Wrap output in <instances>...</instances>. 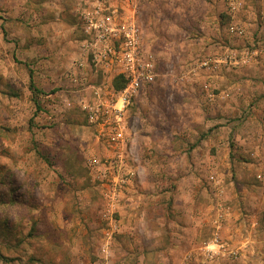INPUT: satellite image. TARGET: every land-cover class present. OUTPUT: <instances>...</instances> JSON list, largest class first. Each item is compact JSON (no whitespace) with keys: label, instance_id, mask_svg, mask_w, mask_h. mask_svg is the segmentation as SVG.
I'll list each match as a JSON object with an SVG mask.
<instances>
[{"label":"rangeland","instance_id":"obj_1","mask_svg":"<svg viewBox=\"0 0 264 264\" xmlns=\"http://www.w3.org/2000/svg\"><path fill=\"white\" fill-rule=\"evenodd\" d=\"M187 1L0 0V264H264V109L243 92L258 82L201 65L264 38L200 46ZM109 18H135L153 65L123 109L125 147L109 135L130 81L88 29ZM123 154L130 177L113 191ZM218 215L236 256L206 250Z\"/></svg>","mask_w":264,"mask_h":264},{"label":"built area","instance_id":"obj_2","mask_svg":"<svg viewBox=\"0 0 264 264\" xmlns=\"http://www.w3.org/2000/svg\"><path fill=\"white\" fill-rule=\"evenodd\" d=\"M227 1V15L230 17V22L227 26V33L232 39H241L246 36L248 32V27L243 23L242 20H239V13L244 8V0H226ZM90 24L88 25L89 30H97L99 33V37L101 40L106 42V49H104L103 58L105 60H109L112 57V60L115 61L120 67L121 72L129 79V84L126 89H124L117 98V103L113 104L114 108V125L112 126V130H114L111 135H109L110 139L114 142L118 143L120 146L127 145V136L125 134V128L120 127V122L123 119L124 111L128 104L130 103L131 98L134 96L135 92L138 89L140 81L144 80V78H151V71L153 65L150 61L144 60V54L141 49V38H140V30L136 23L135 18H132L126 24H120L109 18L107 20H103L96 24L93 23L92 20H89ZM111 38H116L119 42L118 48H114L115 46L110 44ZM259 53V52H258ZM257 54V52H249L248 50L241 51L239 53L235 52V50L229 51L227 56L224 57H210L202 61V67L205 69H209L215 71L219 70L222 65L229 67H238L249 65L252 62L253 57ZM120 153V152H119ZM121 154V153H120ZM122 162L116 164V162H112L109 165V169L107 172L111 176H113V191H117L123 186V183L129 180V173L126 172V167L124 163V154L121 155ZM110 200L112 197L107 195ZM110 206L112 201L107 202ZM219 206L222 207V204L219 203ZM111 222L113 220L111 217H108ZM223 218L221 215L215 217L214 225L218 230L214 234V238L210 244L206 247V250L209 253H212V256L216 253L215 249L219 252H229V255L236 256V252L232 251L230 253L229 250L225 247L226 245L222 242L220 237V230L222 227ZM115 228L116 226L113 225Z\"/></svg>","mask_w":264,"mask_h":264},{"label":"crops","instance_id":"obj_3","mask_svg":"<svg viewBox=\"0 0 264 264\" xmlns=\"http://www.w3.org/2000/svg\"><path fill=\"white\" fill-rule=\"evenodd\" d=\"M196 3H199L200 6L197 7L198 4ZM187 4L189 5L192 4L193 6L190 9L191 11L185 15L186 19L188 21L189 20L194 21L196 25L199 27L198 31L202 33L200 34L201 36L197 38L196 44H199L200 46L206 48V46H208L211 43L209 36L212 35L214 36V38H217L216 41H214V43L220 46L223 43L222 42L223 38L225 40L226 38H228L229 40L232 39L227 33V28L226 30L225 28L224 30L223 28H221L223 27L221 26L223 21L222 19L226 18L230 20V17H227L226 15L227 11L225 13V11L223 10L224 9L223 0H193V1L188 0ZM244 4H245L244 8L239 13L238 18L239 20H242L243 23L248 27L247 28L248 32L246 36L242 37L241 39L246 43V45L258 48V46H261L262 41L259 39V36L256 34V32L257 33L259 32L261 38H264V0H259L256 7H252L248 0H244ZM225 10H226V5H225ZM250 14H253L254 16L251 17ZM193 26L194 25H192L191 26L192 28L190 29H193L194 31ZM258 27H260V29H258ZM205 48H199L197 52H201L202 50L206 51ZM244 50H248V49L246 48H243L241 50L236 49L235 52L239 53ZM253 52H257V54L253 57L252 62L249 65H245L248 68H245L244 76L248 77L246 83H248L249 81L252 84L257 82L259 84L261 82V79L264 78V51L263 49H261V50H255ZM220 69L221 67L219 68V70ZM257 85L254 86L251 85L252 87H248L247 85H245V88H243V92L245 93L244 102L245 104H247V105L244 104L245 105L244 108H246V106H251L253 110L257 109L258 112H261L264 109V98L263 97L261 98V94H264V86H257ZM235 109H237V107Z\"/></svg>","mask_w":264,"mask_h":264},{"label":"trees","instance_id":"obj_4","mask_svg":"<svg viewBox=\"0 0 264 264\" xmlns=\"http://www.w3.org/2000/svg\"><path fill=\"white\" fill-rule=\"evenodd\" d=\"M126 81H124L122 78H116L114 80V86L117 90H120V89H123L126 85L125 83ZM30 90L33 94V98H34V101H35V104L37 106V111L41 110L40 106H39V103L37 101V97H38V94L40 93L39 90L37 89L34 81H33V76L31 75L30 76Z\"/></svg>","mask_w":264,"mask_h":264}]
</instances>
